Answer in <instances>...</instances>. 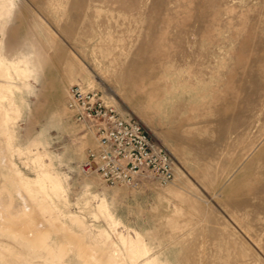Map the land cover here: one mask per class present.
<instances>
[{
	"label": "rangeland",
	"instance_id": "1",
	"mask_svg": "<svg viewBox=\"0 0 264 264\" xmlns=\"http://www.w3.org/2000/svg\"><path fill=\"white\" fill-rule=\"evenodd\" d=\"M74 83L169 182L80 170ZM0 264H264V0H0Z\"/></svg>",
	"mask_w": 264,
	"mask_h": 264
},
{
	"label": "built area",
	"instance_id": "2",
	"mask_svg": "<svg viewBox=\"0 0 264 264\" xmlns=\"http://www.w3.org/2000/svg\"><path fill=\"white\" fill-rule=\"evenodd\" d=\"M66 92L65 105L72 119L86 126L94 138L80 164L82 172L95 173L109 186L132 185L142 177L159 184L172 179L169 153L151 140L135 118L121 116L97 89L74 83Z\"/></svg>",
	"mask_w": 264,
	"mask_h": 264
},
{
	"label": "bare ground",
	"instance_id": "3",
	"mask_svg": "<svg viewBox=\"0 0 264 264\" xmlns=\"http://www.w3.org/2000/svg\"><path fill=\"white\" fill-rule=\"evenodd\" d=\"M55 55L57 56V57H59V58H62L63 57V52L62 51H58V50H56V52H55ZM147 64V63H146ZM133 65V64H132ZM149 65V64H148ZM134 66V65H133ZM136 66V65H135ZM143 66V65H142ZM130 69H132V68H130ZM130 71V70H129ZM129 71H128V73H129ZM146 71V70H145ZM130 73H131V71H130ZM140 75H141V79H140V81H139V83L141 82V81H143V79H150V75H148V74H146V75H144V76H142V74L140 73ZM138 78V77H137ZM140 78V77H139ZM138 78V79H139ZM47 178H48V175L46 176ZM57 186V185H56ZM143 250V249H142Z\"/></svg>",
	"mask_w": 264,
	"mask_h": 264
}]
</instances>
